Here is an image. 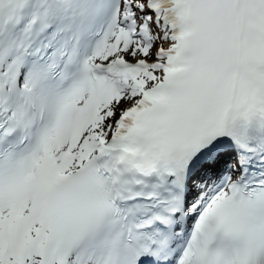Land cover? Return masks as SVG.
<instances>
[{
  "label": "snow or ice",
  "instance_id": "1",
  "mask_svg": "<svg viewBox=\"0 0 264 264\" xmlns=\"http://www.w3.org/2000/svg\"><path fill=\"white\" fill-rule=\"evenodd\" d=\"M0 264H264V0H0Z\"/></svg>",
  "mask_w": 264,
  "mask_h": 264
}]
</instances>
